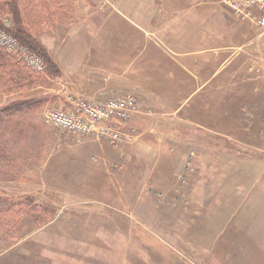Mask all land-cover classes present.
Instances as JSON below:
<instances>
[{"label": "rangeland", "instance_id": "rangeland-1", "mask_svg": "<svg viewBox=\"0 0 264 264\" xmlns=\"http://www.w3.org/2000/svg\"><path fill=\"white\" fill-rule=\"evenodd\" d=\"M8 1L0 51L17 74L0 73V264H264V30L223 0ZM166 4L184 8L190 73H160ZM98 34L151 58L135 83L95 59ZM127 97L135 112L106 125L116 141L43 120Z\"/></svg>", "mask_w": 264, "mask_h": 264}, {"label": "built area", "instance_id": "built-area-1", "mask_svg": "<svg viewBox=\"0 0 264 264\" xmlns=\"http://www.w3.org/2000/svg\"><path fill=\"white\" fill-rule=\"evenodd\" d=\"M223 3L235 14L250 17L257 28L264 30V0H223ZM0 39L5 38L0 37ZM27 65L36 72L43 70L40 62L31 61ZM133 112L135 105L130 97L106 102L77 100L72 101L70 108L65 110L46 109L43 112V120L78 136L101 134L116 141L119 139V134L112 126H106L107 123L111 120L128 118Z\"/></svg>", "mask_w": 264, "mask_h": 264}, {"label": "crops", "instance_id": "crops-1", "mask_svg": "<svg viewBox=\"0 0 264 264\" xmlns=\"http://www.w3.org/2000/svg\"><path fill=\"white\" fill-rule=\"evenodd\" d=\"M184 8L178 5H162V9L161 14H165L166 16V22H163L162 24H164L163 26H161V30L160 34L163 35V37L160 38V42L162 43V45L164 46V50H162V57L161 60L165 61L166 64L160 65L163 67H160V73H164V74H169V75H177L179 73L183 74V70H185L187 73H190L191 71L189 70V67L185 66L183 63V51H182V47H183V36H185L184 34V24L183 21H185L183 19V14L179 15L178 13L183 12ZM188 10H190L189 6H188ZM163 17L160 18H164V15H162ZM151 17V16H150ZM132 19V18H131ZM150 19V18H149ZM136 21L138 20H130V25H134L135 27L141 26L139 24L136 23ZM109 25L113 26L115 25L116 28H120V24L118 25L117 22L115 21H109ZM139 22V21H138ZM145 25L148 22V19H146L145 21ZM127 24V23H126ZM108 25V26H109ZM149 26V25H148ZM97 27V24H96ZM147 26H143L144 28V33L146 34L147 31ZM151 28V27H149ZM150 30V29H149ZM152 31V30H150ZM189 37V36H187ZM107 38L106 41L104 40L103 36H100V34H98L96 36V55H95V59H97L101 64L106 63L109 65H112L114 68L116 69V71H113L112 73H115L116 75H118L119 70L121 69H127L126 72V76L130 77V81L132 79H134L135 75H141L142 74V68L141 66H147L144 62L146 61H150V59L146 60L147 57H145L146 54L140 53L139 55H134L133 57H125L124 55H122L120 53V50L118 48L119 45V41H117L113 36L112 37H105ZM146 38V39H145ZM128 39V38H127ZM147 37H144V44L147 45L150 42H148ZM188 40H190L191 43V39L187 38ZM181 46V47H180ZM179 48V49H178ZM180 50V51H178ZM164 53V54H163ZM67 54V53H66ZM67 59H71V56H67L65 55ZM136 59L138 61H143L141 62L142 64H137ZM168 60L173 61L174 63H168ZM124 61V63H122ZM122 63V64H121ZM144 63V64H143ZM170 65V67H168ZM172 67V70L170 71L169 68ZM173 67H175V69H173ZM119 68V70H118ZM148 68L150 69V65H148ZM178 68H180L179 72L177 73ZM174 70V71H173ZM145 71V70H143ZM122 72H124L125 74V70H123ZM111 73V75L113 76V74ZM194 74V73H192ZM146 75V74H145ZM119 76V75H118ZM112 82H115L114 79H112ZM133 83H135V81H131Z\"/></svg>", "mask_w": 264, "mask_h": 264}, {"label": "trees", "instance_id": "trees-1", "mask_svg": "<svg viewBox=\"0 0 264 264\" xmlns=\"http://www.w3.org/2000/svg\"><path fill=\"white\" fill-rule=\"evenodd\" d=\"M6 7H13L14 10H16L15 9V7H16L15 2L12 0L8 1V3L6 4ZM0 10H1V5H0ZM18 25L19 26H17V29L19 28L18 32L20 33V30L22 29V24H20V22H18ZM4 69H6L7 72L17 74V72H16L17 68L15 65H13L12 59L9 57V55H7V53H3L2 51H0V73H4L5 72Z\"/></svg>", "mask_w": 264, "mask_h": 264}]
</instances>
